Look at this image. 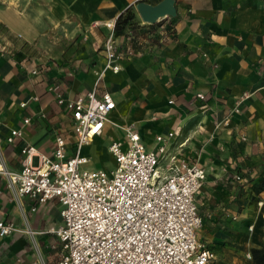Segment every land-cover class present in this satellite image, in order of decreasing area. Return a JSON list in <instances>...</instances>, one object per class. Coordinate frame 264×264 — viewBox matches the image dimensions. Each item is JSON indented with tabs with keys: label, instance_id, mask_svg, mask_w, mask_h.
I'll return each mask as SVG.
<instances>
[{
	"label": "crops",
	"instance_id": "1",
	"mask_svg": "<svg viewBox=\"0 0 264 264\" xmlns=\"http://www.w3.org/2000/svg\"><path fill=\"white\" fill-rule=\"evenodd\" d=\"M138 1L162 0H0V156L7 168L21 167L26 145L51 155L57 133L74 141L69 114L48 87L58 83L68 96L92 89L108 22L131 6L139 24ZM174 6L175 15L136 26L135 53L118 72H104L97 88L115 101L114 123L104 131H119L109 143L131 124L153 150L155 137L172 131L166 151L197 160L205 171L196 194L197 237L215 253L212 264H253L251 248L264 246V0ZM148 30L155 35L145 37ZM126 33L116 37L119 44L127 43ZM12 128L22 134L8 142ZM0 220L17 228L0 236V264H57L60 245L46 231L60 222L56 200L18 197L0 175Z\"/></svg>",
	"mask_w": 264,
	"mask_h": 264
},
{
	"label": "built area",
	"instance_id": "2",
	"mask_svg": "<svg viewBox=\"0 0 264 264\" xmlns=\"http://www.w3.org/2000/svg\"><path fill=\"white\" fill-rule=\"evenodd\" d=\"M146 24L140 21L137 26ZM108 27L104 65L96 71L94 87L75 96L65 95L58 83L48 87L69 114L74 141L57 133L51 155L24 146L18 170L7 168L0 156V175L18 197L59 203L60 222L46 230L55 234L60 245L57 264H212L215 253L197 237L202 216L196 194L205 171L197 160L166 151L172 131L158 134L153 150L146 148L131 124L122 126L124 136L107 145L115 166H87L90 157L82 153V147L100 136L106 123H114L109 114L115 101L109 91L98 90L99 82L106 70H120L121 61L135 53L130 44L139 43L140 37L137 27L131 28L127 43L119 44L114 22ZM154 35L148 30L145 37ZM21 134L20 128H12L6 140L12 142ZM16 229L12 222L0 220V236ZM32 264L44 262L36 258Z\"/></svg>",
	"mask_w": 264,
	"mask_h": 264
},
{
	"label": "rangeland",
	"instance_id": "3",
	"mask_svg": "<svg viewBox=\"0 0 264 264\" xmlns=\"http://www.w3.org/2000/svg\"><path fill=\"white\" fill-rule=\"evenodd\" d=\"M18 38L21 37L18 36ZM81 39L86 40L84 35L81 37ZM72 134L73 133L70 131L68 135L72 136ZM118 135H120L119 131L117 129H114L113 127H110L109 129L104 131V134L102 136L93 138L94 140L92 139V141L88 145H85L82 148V152L91 155L93 164L95 165L94 167L112 168L115 166V161L112 159L111 155L109 153L107 155L103 154L102 149L106 147L110 138L116 137Z\"/></svg>",
	"mask_w": 264,
	"mask_h": 264
},
{
	"label": "trees",
	"instance_id": "4",
	"mask_svg": "<svg viewBox=\"0 0 264 264\" xmlns=\"http://www.w3.org/2000/svg\"><path fill=\"white\" fill-rule=\"evenodd\" d=\"M138 21L136 20L135 11L131 6L125 8L122 12L118 14L114 21V34L116 36L126 33L129 29L135 28ZM260 184L264 183V177L260 176ZM262 186L259 187L260 191ZM251 255L253 259V264H264V246L256 248H251Z\"/></svg>",
	"mask_w": 264,
	"mask_h": 264
},
{
	"label": "water",
	"instance_id": "5",
	"mask_svg": "<svg viewBox=\"0 0 264 264\" xmlns=\"http://www.w3.org/2000/svg\"><path fill=\"white\" fill-rule=\"evenodd\" d=\"M135 8L141 19L149 23H153L165 15H175L176 13L174 0H162L154 5L144 1H138Z\"/></svg>",
	"mask_w": 264,
	"mask_h": 264
},
{
	"label": "bare ground",
	"instance_id": "6",
	"mask_svg": "<svg viewBox=\"0 0 264 264\" xmlns=\"http://www.w3.org/2000/svg\"><path fill=\"white\" fill-rule=\"evenodd\" d=\"M108 24L110 25L111 24V21H109L108 22ZM112 74V73H111ZM113 76V75H112ZM114 88V87H113ZM94 140V139H93ZM102 140H103V138H102ZM149 144V143H148ZM97 147V146H96ZM98 148V147H97ZM103 150V154H105V155H107L108 154V151H107V149H106V147L105 148H103L102 149ZM103 154H101V155H103ZM107 158V157H106ZM97 163V162H96Z\"/></svg>",
	"mask_w": 264,
	"mask_h": 264
}]
</instances>
